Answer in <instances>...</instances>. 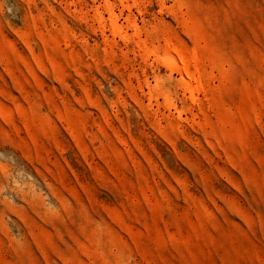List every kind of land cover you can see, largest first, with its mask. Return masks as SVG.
<instances>
[{
	"label": "rangeland",
	"instance_id": "rangeland-1",
	"mask_svg": "<svg viewBox=\"0 0 264 264\" xmlns=\"http://www.w3.org/2000/svg\"><path fill=\"white\" fill-rule=\"evenodd\" d=\"M0 264H264V0H0Z\"/></svg>",
	"mask_w": 264,
	"mask_h": 264
},
{
	"label": "bare ground",
	"instance_id": "bare-ground-1",
	"mask_svg": "<svg viewBox=\"0 0 264 264\" xmlns=\"http://www.w3.org/2000/svg\"><path fill=\"white\" fill-rule=\"evenodd\" d=\"M112 25L115 23L112 21ZM167 66L176 69L181 74V86L187 93L192 94L195 88L193 83L199 84L200 78L197 75V58L195 55L188 57L180 47L174 46L166 40L163 46V58ZM193 67L194 70H191ZM168 105L170 103L168 102ZM171 106V105H170Z\"/></svg>",
	"mask_w": 264,
	"mask_h": 264
}]
</instances>
